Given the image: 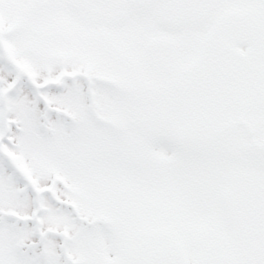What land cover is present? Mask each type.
Returning <instances> with one entry per match:
<instances>
[{
	"label": "snow or ice",
	"instance_id": "obj_1",
	"mask_svg": "<svg viewBox=\"0 0 264 264\" xmlns=\"http://www.w3.org/2000/svg\"><path fill=\"white\" fill-rule=\"evenodd\" d=\"M0 264H264V0H0Z\"/></svg>",
	"mask_w": 264,
	"mask_h": 264
}]
</instances>
